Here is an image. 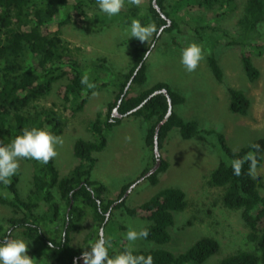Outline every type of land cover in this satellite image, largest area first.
Masks as SVG:
<instances>
[{
	"label": "trees",
	"instance_id": "trees-1",
	"mask_svg": "<svg viewBox=\"0 0 264 264\" xmlns=\"http://www.w3.org/2000/svg\"><path fill=\"white\" fill-rule=\"evenodd\" d=\"M155 2L159 11L153 6V0H144L143 5H133L125 0L120 13L109 17L99 11L96 0H0V146L10 144L24 130L33 127L46 128L61 135L67 119L83 109L92 93L111 87L114 94L105 113L98 115L89 124L93 140L75 141L73 156L77 163L67 175H59L53 158L47 163L21 158L35 167L26 198H22L18 192L19 170L9 184H0V190L5 189L10 193L9 197L0 193V205L9 208L11 212L0 223V241L11 238V233L18 231L23 238L42 239L47 248L46 264H84L83 253L91 251L90 247L100 237V228L103 236L110 237L111 245L116 248L118 238H113L110 233V226L115 221L114 211H120L121 216L147 221L148 224L143 227L148 231L146 240L156 244L170 241L168 229L173 225V214L186 207L185 193L180 188L166 187L149 200L135 207H127L125 200L119 199L133 182L124 185L115 199L108 198L105 185L91 178V171L96 163L94 153L104 149L106 132L121 121L120 118L111 116L112 110L116 108L119 114L125 115L142 104L126 115L147 123L145 144L151 158L149 167L140 174L142 176L155 161L154 132L168 107L167 97L163 93L150 98L148 96L161 89L167 91L172 112L159 127V150L172 129H177L184 140L197 134V122L185 119L174 111L175 106L185 102L179 91L165 82L142 89L146 81V53L159 40L160 35L157 36V33L162 27L160 33L172 35V44L180 49L181 44L176 41L175 34H172L175 31L185 34L189 30L200 41L207 36L210 38L212 48L205 50L206 67L213 79L224 85L228 111L245 116L249 100L242 90L224 84L223 70L214 49L220 43L236 47L247 80L255 81L259 70L254 66L252 57L254 54L264 53V41L259 32V28L264 25V0L245 1L233 32H228L220 24L222 16L232 12L230 8H233V0ZM181 11L183 13L179 14ZM72 14L80 15L81 22H87V29L91 33H98L114 22L126 27L132 20H139L142 25H154L157 33L153 34L152 44L148 48L134 45L136 57L127 70H116L105 57L86 62L77 57L79 49L71 48L60 30V26L73 22ZM59 19L61 20L58 21ZM166 19L170 21L169 25ZM52 24H58V28L52 30ZM231 33H234V37H227ZM222 34L226 38L221 39ZM136 40L137 38H129L122 41V44L134 43ZM85 76L89 83L95 85L94 88L90 89L81 83ZM57 82L59 86L55 93L61 107H39V100L50 94ZM218 137L226 159L211 171L208 184L223 189L221 200L224 207L239 210L249 231L248 239L255 243V249L236 251L217 264H264V195L260 193L261 178L253 176V169L247 161L239 176L234 175L231 167L233 160L243 158L249 152L255 155V168L259 167L264 156V138L254 139L238 149H232L222 134H218ZM160 160V167L144 179L150 185L157 184L159 173L168 167V161L161 155ZM41 204H45L47 209L40 214L37 209ZM46 216L50 217L48 222L54 224L44 228L42 223ZM88 217L94 227L85 232L81 244L76 245L75 235L81 232L84 220ZM119 229L124 228L119 225ZM44 231L52 233L46 235ZM119 240L118 250L112 247L109 249L110 257L127 248L125 240ZM218 248L215 239L201 237L177 254L163 249L135 250L134 254L151 255L153 264H202Z\"/></svg>",
	"mask_w": 264,
	"mask_h": 264
},
{
	"label": "rangeland",
	"instance_id": "rangeland-1",
	"mask_svg": "<svg viewBox=\"0 0 264 264\" xmlns=\"http://www.w3.org/2000/svg\"><path fill=\"white\" fill-rule=\"evenodd\" d=\"M72 1V0H70ZM246 0H233L232 12L221 19V26L233 32L236 21L241 15ZM143 5L144 0H139ZM181 11L179 14H182ZM62 18V17H61ZM59 19L58 21H60ZM57 21V22H58ZM72 21L60 26L62 37L71 48H78L77 57L86 62L98 57H105L116 70H127L133 63L136 54L134 45L148 48L153 36L148 41L127 42L125 29L116 22L102 28L98 33H91L87 29V22H81L78 14H72ZM52 30L58 24H52ZM260 37L264 41V25L259 28ZM174 37L181 44V49L172 44V35L160 33V38L152 44L146 56V81L142 89H146L158 82H165L179 91L185 98L182 105L174 107V111L185 119H193L198 124L197 134L184 140L177 129H172L159 150L163 159L168 161V167L159 173L158 183L150 185L143 180L138 182L124 198L125 206L135 207L153 197L166 187L180 188L185 193L186 207L173 214V225L168 229L171 238L164 244H156L145 238L129 242L125 233L130 229L139 231L147 221L121 216L120 211H114V223L110 226L113 238H118L116 248L120 245L119 238L125 240V246L132 243L134 250L163 249L177 254L186 250L201 237H210L218 242V251L210 255L202 264H217L221 259L236 251H252L255 243L248 239V228L243 223L239 210L227 209L222 204L223 189L208 184L211 171L220 161L226 159L221 147L218 134H222L227 145L238 149L254 139L264 138V53L254 54L252 62L259 70L258 78L249 82L242 71L238 50L234 46H224L222 43L214 49L223 70L224 84L242 90L249 100V108L245 116L231 114L228 111V97L223 84L217 83L205 64V50L212 48L207 36L200 41L197 36L187 30L185 34L176 33ZM234 33L231 36L234 37ZM223 35V34H222ZM227 35H230V33ZM223 35L221 39L225 37ZM225 40V39H224ZM198 43L204 53V58L197 68L188 72L180 63L182 46ZM212 49V50H213ZM59 82L55 83L50 94L41 98L37 105L44 108H59L61 102L56 96ZM138 88L136 87L135 90ZM114 98L111 87L94 92L89 97L83 109L67 119L61 136L63 144L57 146V156L53 158L54 166L60 176L67 175L76 165L73 156V146L76 140H93L89 131V124L98 115L105 113L107 105ZM121 121L106 132V144L102 151L94 153L96 163L91 171V178L105 185L107 197L115 199L124 185L135 182L142 171L149 167L151 153L145 144L147 123L142 119L121 117ZM153 165V164H152ZM151 165V166H152ZM20 177L17 185L22 198H26L31 187V178L35 167L23 159L19 160ZM254 177H260L262 186L260 193L264 195V156L262 164L252 170ZM133 184V183H132ZM128 189V188H127ZM126 189V190H127ZM125 190V191H126ZM0 193L9 197L10 193L1 189ZM47 209L41 204L37 211L41 214ZM11 215L9 208L0 205V223ZM45 217L42 226H52ZM119 225L124 229L120 230ZM94 227L91 219L84 220L83 229L76 236L74 244H81L85 232ZM50 235L52 231H44ZM11 237H22L18 231L11 233ZM23 238V237H22ZM27 255L34 264H46L47 248L42 239L29 240ZM86 250V248H84Z\"/></svg>",
	"mask_w": 264,
	"mask_h": 264
},
{
	"label": "clouds",
	"instance_id": "clouds-1",
	"mask_svg": "<svg viewBox=\"0 0 264 264\" xmlns=\"http://www.w3.org/2000/svg\"><path fill=\"white\" fill-rule=\"evenodd\" d=\"M138 2L139 0H129L133 5ZM124 3L125 0H96L99 11L109 17L118 15ZM154 33H157L154 25H142L139 20H132L125 29L128 39L137 38L142 42L148 41ZM203 58V50L195 42L189 43L180 53V63L188 72L194 71ZM81 83L90 89L95 87L88 82L87 76L82 78ZM62 144L63 138L46 128L33 127L24 130L10 144L0 146V184L7 185L11 182V178L17 173L21 158L47 163L57 156V146ZM246 161L249 162L251 169H255V155L249 152L243 158L232 161L234 175L241 174V168ZM124 235L127 241L135 242L146 238L148 231L146 228L139 231L130 228ZM28 243L29 241L22 237L5 238L0 241V264H34L33 259L27 255ZM90 248V252L83 253L84 264H153L151 255L134 254L132 243L124 251L110 257L111 238H105L102 234Z\"/></svg>",
	"mask_w": 264,
	"mask_h": 264
},
{
	"label": "water",
	"instance_id": "water-1",
	"mask_svg": "<svg viewBox=\"0 0 264 264\" xmlns=\"http://www.w3.org/2000/svg\"><path fill=\"white\" fill-rule=\"evenodd\" d=\"M153 6L155 7V9L157 11H159V8L158 6L156 5V2L155 0H153ZM167 21V25L170 24V21L168 19H166ZM163 28V27H162ZM162 28H160L158 30V33H157V36L160 34ZM148 54V52L146 53V55ZM140 66V65H139ZM158 93H163L166 97H167V103H168V107H167V112L164 116V118L162 119V121L156 126L155 128V132H154V143H153V153H154V157H155V161L153 163V165L142 175L140 176L135 182H133V184H131L128 189L124 192V194L122 195V197L119 199V201L123 200L126 195L129 193L130 190H132V188L138 183V182H141L143 181L144 179H146L147 177H149L150 175H152L161 165V160H160V152H159V148H158V139H157V134H158V130H159V127L162 123H164L166 121V119L169 117V115L171 114L172 112V105H171V102H170V99L168 97V94H167V91L165 89H161V90H157V91H154L151 95L148 96V98H150L151 96L155 95V94H158ZM145 102V101H144ZM143 102V103H144ZM120 103V100L118 101V104ZM142 105V104H141ZM141 105H139L137 108H139ZM137 108H135L134 110H132L131 112L129 113H132L133 111H135ZM127 113V114H129ZM127 114L125 115H121L117 112V109L114 108L112 110V113H111V116L112 117H117V118H121V117H124L126 116ZM116 203V202H115ZM108 216V212L106 214ZM103 235V231H102V228H100L99 230V235Z\"/></svg>",
	"mask_w": 264,
	"mask_h": 264
}]
</instances>
